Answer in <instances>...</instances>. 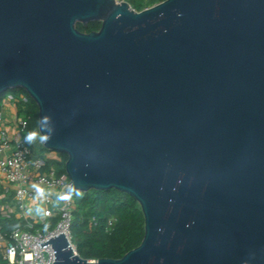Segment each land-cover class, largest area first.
<instances>
[{
  "label": "water",
  "instance_id": "obj_1",
  "mask_svg": "<svg viewBox=\"0 0 264 264\" xmlns=\"http://www.w3.org/2000/svg\"><path fill=\"white\" fill-rule=\"evenodd\" d=\"M12 89L51 118L76 192L115 188L145 217L119 259L39 242L53 264H264V0H0Z\"/></svg>",
  "mask_w": 264,
  "mask_h": 264
},
{
  "label": "built area",
  "instance_id": "obj_2",
  "mask_svg": "<svg viewBox=\"0 0 264 264\" xmlns=\"http://www.w3.org/2000/svg\"><path fill=\"white\" fill-rule=\"evenodd\" d=\"M27 101L25 94L19 98L10 96L0 106V184H5V195L11 193L10 185L15 187L13 200L0 203V219L16 216L25 221L23 226L7 233L0 224V264H53L55 250L52 244L41 248L39 242L62 233L76 251L72 243V223L77 209L75 190L69 184L68 173H60L50 164V161L60 162L61 155L56 151L36 155L23 137L30 116L19 110L8 121L4 114L6 104L20 107ZM34 185L43 189V193H39ZM65 193L70 198L59 199ZM34 200H41V211H29L30 201ZM55 218L57 221L50 227Z\"/></svg>",
  "mask_w": 264,
  "mask_h": 264
},
{
  "label": "trees",
  "instance_id": "obj_3",
  "mask_svg": "<svg viewBox=\"0 0 264 264\" xmlns=\"http://www.w3.org/2000/svg\"><path fill=\"white\" fill-rule=\"evenodd\" d=\"M124 1H127L136 11H142L165 0ZM101 27V21H92L86 25L77 24V28L84 33L99 31ZM6 97L5 94L1 95L0 103ZM27 97L28 101L20 105L22 113L30 116L27 130H39L38 106L29 95ZM30 147L38 156L50 151L43 144L38 151ZM59 154L62 160L58 164V170L60 173H65L68 156L65 153L59 152ZM77 193L75 191L77 209L74 212L72 223V243L82 258L88 260L119 259L141 245L145 236V217L141 205L134 197L115 188L79 192L82 196ZM56 221L57 218L53 219L50 227H53ZM0 224L7 233L16 227L23 226L25 221L13 216L1 218Z\"/></svg>",
  "mask_w": 264,
  "mask_h": 264
},
{
  "label": "clouds",
  "instance_id": "obj_4",
  "mask_svg": "<svg viewBox=\"0 0 264 264\" xmlns=\"http://www.w3.org/2000/svg\"><path fill=\"white\" fill-rule=\"evenodd\" d=\"M50 117L47 115L40 116L38 118V126L39 130H32L26 133L24 136V142L31 145L36 142H39L41 144H46L48 140L51 138V133L48 129V124L50 122ZM34 187L37 188V191L39 193H43V189L39 188L38 186L34 185ZM77 195L82 196V193H77ZM69 195L67 193L61 195L59 199L61 200H67L69 199Z\"/></svg>",
  "mask_w": 264,
  "mask_h": 264
},
{
  "label": "crops",
  "instance_id": "obj_5",
  "mask_svg": "<svg viewBox=\"0 0 264 264\" xmlns=\"http://www.w3.org/2000/svg\"><path fill=\"white\" fill-rule=\"evenodd\" d=\"M6 99H7V97L5 99H3L1 102L5 101ZM19 110L21 112L20 107H16L14 104L13 105L12 104H8V105L6 104V108H5V112H4L6 119L8 121L11 120L14 117V115H16L17 112H19ZM9 116H10V118H9ZM40 147H41V145H40ZM39 150H40V148H39ZM41 152L43 153V151H41ZM48 155H49V153H48ZM59 163H60L59 161H50V164L55 165L57 168L59 167L58 166ZM4 185L5 184H3V183L0 184V203L10 202L13 200V194H14V188L15 187L13 185H10L11 193L8 195H5L4 194L5 193ZM30 204L32 205V207H30L29 211H41L43 208L41 200L40 201L39 200L30 201Z\"/></svg>",
  "mask_w": 264,
  "mask_h": 264
},
{
  "label": "rangeland",
  "instance_id": "obj_6",
  "mask_svg": "<svg viewBox=\"0 0 264 264\" xmlns=\"http://www.w3.org/2000/svg\"><path fill=\"white\" fill-rule=\"evenodd\" d=\"M119 1H124V0H119ZM5 95H7V98H10V96H13L14 98H19L21 95L25 94L27 96V93L23 90V89H12L7 91L6 93H4ZM3 95V94H2ZM3 104V102L0 103V106ZM22 106V104H21ZM8 113V112H7ZM10 118V116H9ZM33 130H37V129H33ZM29 132V130L24 131L23 133V137L26 135V133ZM29 145V144H28ZM41 143L36 142L34 144H31L29 146H32L34 149H36V151H38V149L40 148ZM38 153V152H37ZM40 154V153H38Z\"/></svg>",
  "mask_w": 264,
  "mask_h": 264
}]
</instances>
